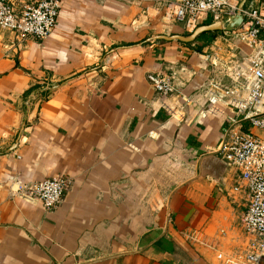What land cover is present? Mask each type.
<instances>
[{
	"label": "crops",
	"instance_id": "1",
	"mask_svg": "<svg viewBox=\"0 0 264 264\" xmlns=\"http://www.w3.org/2000/svg\"><path fill=\"white\" fill-rule=\"evenodd\" d=\"M159 1L61 0L43 41L0 28V264H225L249 248L247 194L217 152L232 109L206 112L210 83H231L207 54L230 51ZM160 71L179 92L154 91ZM57 176L54 209L18 193Z\"/></svg>",
	"mask_w": 264,
	"mask_h": 264
},
{
	"label": "built area",
	"instance_id": "2",
	"mask_svg": "<svg viewBox=\"0 0 264 264\" xmlns=\"http://www.w3.org/2000/svg\"><path fill=\"white\" fill-rule=\"evenodd\" d=\"M159 5L167 19L183 24L188 32L207 18L225 27L221 37L232 58L224 65L215 52L207 58L213 66L221 65L231 83H210L216 92L209 98L206 112L216 114L221 105L232 109L217 152L225 165L236 171L233 189H244L247 194L241 224L254 237L246 251L225 264H264V0L248 9L240 7L237 0H160ZM60 9L61 0L22 4L0 0V28L16 34L19 42L28 38L43 41L56 27ZM236 16H241L238 25L227 29ZM241 48L249 52L238 57ZM148 80L161 97L179 92L173 73L152 72ZM67 186L68 179L57 176L22 183L18 193L39 199L46 210H51L62 201Z\"/></svg>",
	"mask_w": 264,
	"mask_h": 264
},
{
	"label": "water",
	"instance_id": "3",
	"mask_svg": "<svg viewBox=\"0 0 264 264\" xmlns=\"http://www.w3.org/2000/svg\"><path fill=\"white\" fill-rule=\"evenodd\" d=\"M240 7H243V4H240ZM241 20V16H236L234 18H231V23L226 27L227 29L229 28H232L233 26H237L239 21ZM223 28H225L221 22H215V23H212L211 25H208V26H205V27H202L199 29V27H197L194 31H193V34H196L197 32L199 31H202V30H222Z\"/></svg>",
	"mask_w": 264,
	"mask_h": 264
},
{
	"label": "rangeland",
	"instance_id": "4",
	"mask_svg": "<svg viewBox=\"0 0 264 264\" xmlns=\"http://www.w3.org/2000/svg\"><path fill=\"white\" fill-rule=\"evenodd\" d=\"M123 1H124V0H123ZM125 1H127V2H128L129 0H125ZM130 1H132V0H130ZM160 11H161V13H162V14H164L163 10H160Z\"/></svg>",
	"mask_w": 264,
	"mask_h": 264
}]
</instances>
